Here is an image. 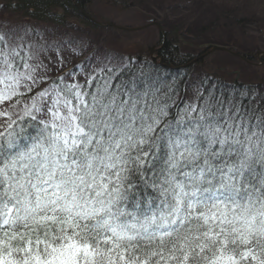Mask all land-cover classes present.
Listing matches in <instances>:
<instances>
[{
    "label": "snow or ice",
    "instance_id": "snow-or-ice-1",
    "mask_svg": "<svg viewBox=\"0 0 264 264\" xmlns=\"http://www.w3.org/2000/svg\"><path fill=\"white\" fill-rule=\"evenodd\" d=\"M62 48L0 26V264H264V91Z\"/></svg>",
    "mask_w": 264,
    "mask_h": 264
},
{
    "label": "rangeland",
    "instance_id": "rangeland-1",
    "mask_svg": "<svg viewBox=\"0 0 264 264\" xmlns=\"http://www.w3.org/2000/svg\"><path fill=\"white\" fill-rule=\"evenodd\" d=\"M4 2L0 0V26H31L43 33L53 47L69 38L66 35H72L66 33L69 30L62 31L54 25L24 20L22 15L7 9ZM86 6L100 21L132 29H151L123 32L88 25L86 29L74 30L76 35L70 37L83 47L84 53L73 55L71 49L62 48L60 54L70 61L65 71H75L76 65L94 55L133 58L137 63L143 62L144 58L150 59L151 48L160 45L158 24L168 32V41L180 47L176 49L177 54L195 58L196 64L188 65V71H183L186 78L196 79L210 66L211 76L217 78L221 75L219 78L231 82L229 85L234 81H251L260 83L264 89V65L251 67L231 55L224 56L218 50L212 53L215 47L249 57L264 52V0H89ZM95 35L101 38L99 44L93 43ZM154 50L157 57L162 49ZM48 55L57 59L55 50H50Z\"/></svg>",
    "mask_w": 264,
    "mask_h": 264
},
{
    "label": "bare ground",
    "instance_id": "bare-ground-1",
    "mask_svg": "<svg viewBox=\"0 0 264 264\" xmlns=\"http://www.w3.org/2000/svg\"><path fill=\"white\" fill-rule=\"evenodd\" d=\"M5 1L6 2H4L3 5H5L7 9H10L11 11L22 15L24 17V20L26 18L28 20H34V21L41 22L43 24H47L50 26L54 25L60 28L62 31L69 30L70 32H66V33H70L72 35H66L67 37L75 36L76 32L74 30L86 29L88 25H93L94 27H96V29H100V28L107 29L108 28V29H113V30L123 31V32H139L141 30L145 31V30L151 29V27H142V28H137L133 31L132 28L122 27V26L113 24L112 22L108 23V22L100 21V18L95 17L94 14H91L87 10L86 5H89V0H57L56 2H52L51 4H49V7H47L44 0H25V3H27V5L34 6L35 11L32 8L31 9L29 8L26 10L22 8L21 5H18V3L13 0H5ZM158 33L160 35V40H159L160 45L153 46L151 48L152 50L150 54V59L147 60L146 58H144L143 61H151V62L157 63L159 66H161L160 70L166 74L175 75V73H177V75L183 76L179 71H182V70L188 71L187 70L189 68L188 65L190 66L191 64L195 65L196 63H194V60H193L192 62L186 65H182V66H176L174 64L172 65L170 63L163 64L164 61L162 57L159 55L160 52H158L157 57H155L154 49H165V48L178 49L180 47H178L175 43H171L168 41V38H169L168 32L163 31V30H158ZM98 37H96V40H94L93 43L99 44L101 42V38L100 37L98 38ZM90 39H91V36H90ZM214 49L215 51L218 50L217 52H223L224 56L231 55L232 57L241 60L243 63H246L247 65L251 67H260L264 65V52H257L256 57H249V56H243L237 52H234L228 49L223 50L222 48H217V47H215ZM209 69H210V66H208V70L207 72H205V74L212 77L213 80H221L227 84L231 83V82H227L225 79L219 78V77H222L221 75H219V77L217 78L211 76ZM205 74H202L200 77H203ZM232 83L233 84L231 85H234L235 87H238V88L248 87V88H256L261 91H264L263 87L258 82L248 81V83H246L244 81L242 82L234 81Z\"/></svg>",
    "mask_w": 264,
    "mask_h": 264
},
{
    "label": "trees",
    "instance_id": "trees-1",
    "mask_svg": "<svg viewBox=\"0 0 264 264\" xmlns=\"http://www.w3.org/2000/svg\"><path fill=\"white\" fill-rule=\"evenodd\" d=\"M15 2L18 3V5H21L22 8L24 9H34V6L31 5H27V3H25V0H13ZM57 0H44L45 4L47 5V7H49V4H51L52 2H56ZM159 55L162 57L163 61L166 63H170V64H174L176 66H182V65H186L190 62H192L194 59L190 58V57H181L179 54H177L176 49H170V48H165L162 49L161 52L159 53ZM155 63V62H153ZM156 65H158L157 63H155ZM179 71L182 75H184V73L186 71ZM175 75H177V73H175Z\"/></svg>",
    "mask_w": 264,
    "mask_h": 264
},
{
    "label": "water",
    "instance_id": "water-1",
    "mask_svg": "<svg viewBox=\"0 0 264 264\" xmlns=\"http://www.w3.org/2000/svg\"><path fill=\"white\" fill-rule=\"evenodd\" d=\"M135 29H133V31H134ZM159 30H162L161 28H159ZM215 51V49H213V51L212 52H214Z\"/></svg>",
    "mask_w": 264,
    "mask_h": 264
}]
</instances>
